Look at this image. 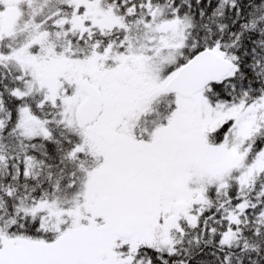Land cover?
I'll return each mask as SVG.
<instances>
[{"label":"snow or ice","instance_id":"snow-or-ice-1","mask_svg":"<svg viewBox=\"0 0 264 264\" xmlns=\"http://www.w3.org/2000/svg\"><path fill=\"white\" fill-rule=\"evenodd\" d=\"M0 264H264V0H0Z\"/></svg>","mask_w":264,"mask_h":264}]
</instances>
